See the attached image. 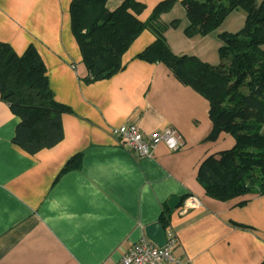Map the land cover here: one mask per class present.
Segmentation results:
<instances>
[{
  "label": "crops",
  "instance_id": "crops-1",
  "mask_svg": "<svg viewBox=\"0 0 264 264\" xmlns=\"http://www.w3.org/2000/svg\"><path fill=\"white\" fill-rule=\"evenodd\" d=\"M71 1L0 0V42L17 54L33 45L54 99L72 111L61 115L62 139L30 154L13 143L19 118L0 100V264H113L163 213L165 232L178 241L172 253L179 264H264V191L219 201L197 181L205 157L234 145L225 132L208 138L207 100L163 63L136 58L154 41L148 30L123 53L121 71L86 83ZM122 1L109 0L107 7ZM135 1L144 6L137 15L144 21L164 0ZM181 1L160 16L178 19L164 32L171 51L218 63L199 41L204 35L183 33L188 20ZM131 121L146 134L171 126L182 146L170 151L158 144L139 157L111 133ZM71 158L78 165L64 170ZM188 195L199 206L182 214L179 206L169 209L171 196Z\"/></svg>",
  "mask_w": 264,
  "mask_h": 264
},
{
  "label": "trees",
  "instance_id": "trees-1",
  "mask_svg": "<svg viewBox=\"0 0 264 264\" xmlns=\"http://www.w3.org/2000/svg\"><path fill=\"white\" fill-rule=\"evenodd\" d=\"M109 0H72L71 31L87 69L86 83L109 79L123 69L122 55L132 41L148 30L154 41L137 59L163 63L174 77L203 96L209 105L214 140L225 132L234 145L205 157L197 169V181L205 194L219 201L264 191V0H182L188 20L187 37L206 35L235 9L245 11L237 32L218 33L219 62L211 64L190 54H174L164 36L178 19L163 21L174 0L158 3L149 17L137 15L142 3L123 0L114 9ZM0 100L19 118L13 143L33 154L50 148L63 137L61 115L71 109L54 99L45 65L33 45L17 54L0 42ZM79 156L75 157L78 158ZM78 165L67 161L64 170ZM165 226L168 214L160 218Z\"/></svg>",
  "mask_w": 264,
  "mask_h": 264
},
{
  "label": "built area",
  "instance_id": "built-area-1",
  "mask_svg": "<svg viewBox=\"0 0 264 264\" xmlns=\"http://www.w3.org/2000/svg\"><path fill=\"white\" fill-rule=\"evenodd\" d=\"M118 145L131 150L139 157H148L158 144H164L170 151L182 146L177 131L167 126L151 133H143L136 122H127L111 129ZM199 206L196 197L188 195L179 205L178 212L185 213L188 209ZM178 241L172 231L166 232V243L159 247L146 237L123 249L120 259L113 264H179L180 259L172 251Z\"/></svg>",
  "mask_w": 264,
  "mask_h": 264
},
{
  "label": "rangeland",
  "instance_id": "rangeland-1",
  "mask_svg": "<svg viewBox=\"0 0 264 264\" xmlns=\"http://www.w3.org/2000/svg\"><path fill=\"white\" fill-rule=\"evenodd\" d=\"M245 15H246L245 11L242 8H238V9L230 11L217 28H215L208 34L204 35L206 38H203V40H199V41H203V45L207 49H212L214 53L216 52L217 58H218L217 49L219 45L221 44L220 39L218 37V33L223 32V31H227V32L239 31L244 24ZM263 49H264V45H263ZM218 62H219V58H218ZM215 64H218V63H215Z\"/></svg>",
  "mask_w": 264,
  "mask_h": 264
},
{
  "label": "water",
  "instance_id": "water-1",
  "mask_svg": "<svg viewBox=\"0 0 264 264\" xmlns=\"http://www.w3.org/2000/svg\"><path fill=\"white\" fill-rule=\"evenodd\" d=\"M182 202V199L177 196H171L168 199V207L170 210H174ZM146 237L155 245L161 247L166 243V232L163 225L160 222H154L145 227Z\"/></svg>",
  "mask_w": 264,
  "mask_h": 264
}]
</instances>
